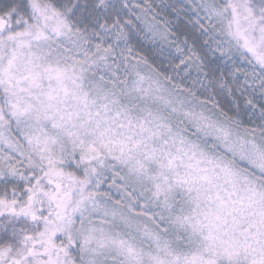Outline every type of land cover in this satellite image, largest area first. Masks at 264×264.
I'll list each match as a JSON object with an SVG mask.
<instances>
[{
    "label": "snow or ice",
    "instance_id": "1",
    "mask_svg": "<svg viewBox=\"0 0 264 264\" xmlns=\"http://www.w3.org/2000/svg\"><path fill=\"white\" fill-rule=\"evenodd\" d=\"M0 264H264V0H0Z\"/></svg>",
    "mask_w": 264,
    "mask_h": 264
}]
</instances>
